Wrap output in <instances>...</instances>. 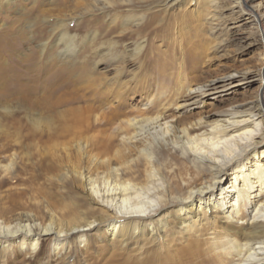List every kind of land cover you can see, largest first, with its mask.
I'll return each instance as SVG.
<instances>
[{"label":"bare ground","instance_id":"6f19581e","mask_svg":"<svg viewBox=\"0 0 264 264\" xmlns=\"http://www.w3.org/2000/svg\"><path fill=\"white\" fill-rule=\"evenodd\" d=\"M101 1L98 9L116 7L114 0ZM178 2L157 0L155 5L150 1L128 7L126 16H114L109 24L122 34L126 25L142 30L150 22L144 18L149 6L164 5L159 11L165 15ZM234 2L241 7L242 0ZM256 8H264V3ZM206 15L210 18V12ZM258 15L264 16V11ZM62 25L54 32L60 53L70 60L75 36H65ZM98 39L101 35L95 33L91 41ZM106 44L107 55L120 57L118 41ZM133 49L139 53L143 44ZM235 73L206 81L183 82L179 77L175 86H163L159 95L146 96L138 110L130 111L124 110L126 101L119 95L118 104L112 102L108 113L101 114L72 110L66 115L51 89L19 99L16 112L5 115L20 111L28 128L0 131V248L19 243L20 251L29 243L31 255L38 257L46 241L77 254L80 249L74 244L80 241L89 247V232L106 224L102 233L114 238L122 259L116 258L117 264H173L168 260L174 257L170 245L159 242L161 220L154 217L175 205L180 215L177 233L192 236L178 261L206 256L216 264H264L261 100L250 110L224 111L214 121L184 114L211 88L226 87ZM132 245L133 252L124 257Z\"/></svg>","mask_w":264,"mask_h":264},{"label":"rangeland","instance_id":"374dc122","mask_svg":"<svg viewBox=\"0 0 264 264\" xmlns=\"http://www.w3.org/2000/svg\"><path fill=\"white\" fill-rule=\"evenodd\" d=\"M121 1L114 0L115 9L102 10L96 7L101 0H0V131L28 128V120L20 111L5 114L15 111L19 99L46 90H53L55 98L62 100L58 109L66 115H72L68 113L72 110L76 114L108 113L112 102L118 104L116 95L126 101L124 110L130 111L138 110L146 96L159 95L164 87L175 86L179 77L183 82L206 81L222 78L229 71L237 72L232 82L220 89L211 88L197 104L189 106L185 116L200 114L214 121L231 108L250 110L259 100L264 106V16L258 15L264 8H256L264 0H242L241 7L234 0H179L165 15L159 11L164 5L153 8L157 0ZM150 1L153 7L144 12L150 22L142 30L126 25L122 34L109 24L114 16H126L128 7ZM60 24L65 36H75L70 60L58 48L59 36L54 29ZM95 33L101 35V41H91ZM109 40L119 42L120 57L106 54ZM139 42L143 49L139 53L131 51ZM176 69L182 72L179 76L172 74ZM258 147L264 148V139ZM232 177L230 172L229 180ZM75 192L82 194L80 189ZM154 220H161L159 226L164 231L159 242L170 245L174 255L168 258L170 263L216 264L206 256L194 262L192 257L176 259L184 256L192 236L177 233L180 215L175 205L159 211ZM105 225L89 232V247L80 241L74 244L80 249L77 254H67L66 249H56L52 242L44 241L41 255L35 257L29 243L20 251L17 243L0 248V264H117L119 251L113 245V236L102 233ZM132 248H127L124 257L133 252Z\"/></svg>","mask_w":264,"mask_h":264}]
</instances>
